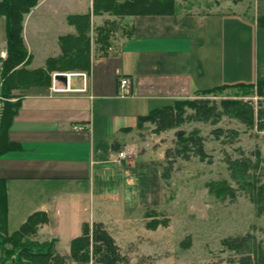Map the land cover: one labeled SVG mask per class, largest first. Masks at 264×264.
Masks as SVG:
<instances>
[{
  "label": "rangeland",
  "instance_id": "obj_1",
  "mask_svg": "<svg viewBox=\"0 0 264 264\" xmlns=\"http://www.w3.org/2000/svg\"><path fill=\"white\" fill-rule=\"evenodd\" d=\"M75 1L50 0L52 9L48 11L58 18L49 22L35 17L33 34L25 35L28 40L24 41L31 58L26 66L28 69L45 68L47 58L60 54L57 35L70 34L66 16L72 14ZM78 1L81 5L87 4L89 11L92 10V0ZM175 2V13L203 9V2L209 5L214 2L226 4L218 12L215 11L220 15L218 19L222 17L223 32L218 34L221 36H214L213 32V36L206 37L205 34V44L209 48H214L212 44L220 47L225 55L234 54V61H238L239 67L244 70L240 75L244 79L238 83L256 84L264 79V25L257 21L258 16L264 15V0ZM232 3L239 4L233 6ZM101 15L97 19L91 16L92 37L89 44L93 55L100 45L93 41V28L104 20L113 21L110 44L133 34L134 15ZM216 17L207 22V25H215V30L220 25V21L214 20ZM6 59L5 18L0 15V128L4 105L8 101L1 93L5 82L2 63ZM54 73L51 74L52 79ZM224 99L239 100L251 106L254 122L247 126L233 112L223 113L221 101ZM190 100L207 101L208 105H213V116L208 120H197L193 116L195 110L186 106L182 120L177 122L174 119L172 128L156 132L155 125L150 122L142 127L136 126L129 143L133 146L129 149L135 151V158L120 163L113 158L111 164L115 169L112 177L100 181L96 177L94 186L91 185L89 194L83 198L78 215L74 216L73 212L71 221L59 220L46 226L33 236L34 239L44 241L55 237L58 240L57 252L68 255L70 240L81 233L84 222H102L129 264H237L240 254L228 247V239L250 236L251 241L264 245V214L257 212L249 192L230 178L227 168L228 158L243 156L254 160L255 151L264 160V118L258 119L259 110L264 111V96H259L256 88H252L250 93L243 88H228L194 95ZM96 124L99 126L98 121ZM179 132L186 135L197 133L204 138L206 156L202 159L193 150L187 152V158L181 150L178 154L176 149L182 147ZM124 134L112 133L118 139ZM217 184L216 189L212 188ZM226 185L233 189V195L223 192ZM23 198L32 200V206L38 203L34 194L33 197L20 196L11 192L10 217L4 224L10 231L19 228L21 216L28 212ZM17 212L20 217L16 216ZM67 264L75 263L69 261Z\"/></svg>",
  "mask_w": 264,
  "mask_h": 264
},
{
  "label": "crops",
  "instance_id": "obj_2",
  "mask_svg": "<svg viewBox=\"0 0 264 264\" xmlns=\"http://www.w3.org/2000/svg\"><path fill=\"white\" fill-rule=\"evenodd\" d=\"M49 2L39 0L27 15L24 41L28 40L25 35L33 34L36 16L49 22L58 18L48 11L52 9ZM75 2L72 14L89 11L87 4ZM203 3V9L190 13L135 16L133 34L115 44L99 45L95 55L91 53L88 73L56 72L47 87L12 90L10 101L18 102V107L3 133L4 141L17 147L0 155V179L7 196L6 221L10 217L11 192L34 194L38 201L32 206V200L23 198L28 212L21 216L20 226L37 211L46 212L49 218L37 233L59 220L71 221L96 177L99 181L112 177L115 167L111 160L116 153L133 147L129 143L139 117L173 105L176 100L190 99L197 90L244 79L240 78L244 70L234 61L233 53L225 55L220 47L205 44L212 32L221 36L222 17L218 19L220 15L215 11L226 4ZM92 16L97 19L103 15ZM213 16L220 21L216 30L215 25H207ZM67 26L72 34L73 26ZM57 74L65 75L66 81ZM121 78H127L131 85L124 96L120 95ZM122 132L125 134L120 139L112 135Z\"/></svg>",
  "mask_w": 264,
  "mask_h": 264
},
{
  "label": "trees",
  "instance_id": "obj_3",
  "mask_svg": "<svg viewBox=\"0 0 264 264\" xmlns=\"http://www.w3.org/2000/svg\"><path fill=\"white\" fill-rule=\"evenodd\" d=\"M240 1V0H237ZM38 0H0V15L5 18V41L7 59L3 61V75L5 82L2 95L8 99L4 105L3 119L0 130V155L5 151L16 148L17 145L4 141V131L15 114L18 102H11L14 97L12 90L29 86L47 87L52 83V73L85 72L90 69L91 53V16L103 13L118 16H157L171 15L176 11L175 0H93L92 10L83 14L67 15V22L75 28L76 33L61 35L58 38L60 54L49 57L45 68L28 69L30 55L24 44L23 23L25 17L37 5ZM107 20V19H106ZM94 26L93 41L101 46L110 44L113 21H106ZM258 24L264 25V15L257 17ZM60 77V76H58ZM228 88H243L250 93L256 88L259 96H264V79L254 83H234L195 91V95L223 91ZM192 107L194 118L208 120L213 116L215 107L208 105L207 101H191L190 99L176 100L173 105L154 109L147 115L138 118L137 125L145 122L155 125V131L160 132L173 127L174 119L180 122L185 107ZM223 113L232 112L247 126L254 122V111L247 103L239 100H222ZM264 118V111L258 113L259 121ZM262 122V121H261ZM261 124V123H260ZM181 149L176 152L185 153L193 150L194 154L204 158L206 153L203 147L204 138L197 133H177ZM191 144V145H190ZM193 146V147H191ZM181 150V151H180ZM169 152V151H168ZM167 152V154H168ZM254 160L249 157L227 159V168L230 178L246 189L259 214H264V160L260 153H253ZM214 185L212 188L216 189ZM223 188V187H222ZM221 188V189H222ZM218 192V190H216ZM233 195V189L227 185L223 190ZM7 216L6 188L0 179V264H129L126 256L122 255L114 237L106 230L102 222L82 224L81 233L72 238L69 244V254L62 255L57 252V238L39 241L34 239L39 227L49 221L44 211L30 214L24 223L15 231L8 232L4 226ZM228 247L240 254L237 264H264V245L250 240V236H237L228 239Z\"/></svg>",
  "mask_w": 264,
  "mask_h": 264
},
{
  "label": "built area",
  "instance_id": "obj_4",
  "mask_svg": "<svg viewBox=\"0 0 264 264\" xmlns=\"http://www.w3.org/2000/svg\"><path fill=\"white\" fill-rule=\"evenodd\" d=\"M119 87H120V95L121 96L128 94L130 89H131V85H130L129 80L127 78H121L119 80ZM134 156H135L134 150L122 149L116 153L113 161L120 163L121 161H127V160L133 158Z\"/></svg>",
  "mask_w": 264,
  "mask_h": 264
},
{
  "label": "water",
  "instance_id": "obj_5",
  "mask_svg": "<svg viewBox=\"0 0 264 264\" xmlns=\"http://www.w3.org/2000/svg\"><path fill=\"white\" fill-rule=\"evenodd\" d=\"M56 76H61V78L64 79V81H66L65 75H59V74H57Z\"/></svg>",
  "mask_w": 264,
  "mask_h": 264
}]
</instances>
